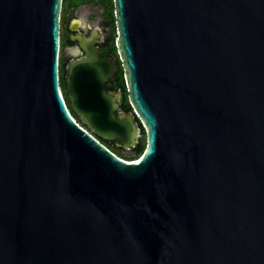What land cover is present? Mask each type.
<instances>
[{"label":"water","instance_id":"1","mask_svg":"<svg viewBox=\"0 0 264 264\" xmlns=\"http://www.w3.org/2000/svg\"><path fill=\"white\" fill-rule=\"evenodd\" d=\"M113 4L122 117L95 49L64 97L62 0H0V264H264V0Z\"/></svg>","mask_w":264,"mask_h":264},{"label":"flooded vegetation","instance_id":"2","mask_svg":"<svg viewBox=\"0 0 264 264\" xmlns=\"http://www.w3.org/2000/svg\"><path fill=\"white\" fill-rule=\"evenodd\" d=\"M62 5H65V7L62 10L61 6L59 39L63 37L64 43H66L65 46H63L61 54V61L65 62V73L63 74L64 83L70 66L86 59V53L84 50L85 47L87 49H95V54L98 59H114L117 70L112 78L106 81L105 88L114 95H120L119 101H115V104L117 105L114 110L115 116H126L131 111L127 109L123 101L124 93L120 88V81L117 77L120 69H122V63L120 62L118 53L116 52V55L111 54L107 51V47L105 45L106 40L110 36L111 19L106 18L105 15L107 11L103 5H114L113 0L112 2H109L108 0H64L63 2L62 0ZM86 7H91L93 9L99 8L101 10L96 26H93L90 23L95 17L94 14H89L84 19L81 18L80 15L82 10ZM108 7L110 8V6ZM133 122L138 129L137 135L133 137L127 148H123L113 142L118 148L131 150L136 146L142 135L143 129L136 118H134Z\"/></svg>","mask_w":264,"mask_h":264},{"label":"trees","instance_id":"3","mask_svg":"<svg viewBox=\"0 0 264 264\" xmlns=\"http://www.w3.org/2000/svg\"><path fill=\"white\" fill-rule=\"evenodd\" d=\"M109 2H112V0H108ZM64 2V0H63ZM104 8L106 9V18L111 19V30H110V36L106 40V47L107 51L110 52L113 55H116L117 48L115 45L116 39H117V34H116V27H115V21H114V7L113 5H103ZM110 6V8L108 7ZM65 7V5H62V10ZM66 43H64L63 37L60 39V56H59V86L63 92L64 97L66 98V92L64 89L65 83H64V76L63 74L65 73V62L61 61V54L63 51V46H65ZM119 81H120V88L122 89L124 95H123V101L129 111H131V107L129 105L128 101V93H127V88L125 84V79H124V72L122 69H120L118 75H117ZM67 104L68 101L66 100ZM72 118L83 128L86 129V126L79 120V118L71 111L70 112ZM102 145H104L109 151H111L113 154H115L118 158L124 160V161H135L136 158H138L140 155H142L146 149V135L145 132H142V135L140 139L138 140L136 146L130 150L129 153H125V150L122 148H118L113 142L110 141H105L100 138H96Z\"/></svg>","mask_w":264,"mask_h":264},{"label":"rangeland","instance_id":"4","mask_svg":"<svg viewBox=\"0 0 264 264\" xmlns=\"http://www.w3.org/2000/svg\"><path fill=\"white\" fill-rule=\"evenodd\" d=\"M101 12V10L99 9V8H96V9H93V8H91V7H86V8H84L83 10H82V13H81V18L82 19H84V18H86V16L87 15H89V14H94L95 15V17H94V19H92L91 20V24L93 25V26H96V24H97V22H98V20H99V13ZM91 17H93V16H91ZM130 152V150L128 149V150H125V153H129Z\"/></svg>","mask_w":264,"mask_h":264},{"label":"snow or ice","instance_id":"5","mask_svg":"<svg viewBox=\"0 0 264 264\" xmlns=\"http://www.w3.org/2000/svg\"><path fill=\"white\" fill-rule=\"evenodd\" d=\"M139 162V161H138Z\"/></svg>","mask_w":264,"mask_h":264}]
</instances>
